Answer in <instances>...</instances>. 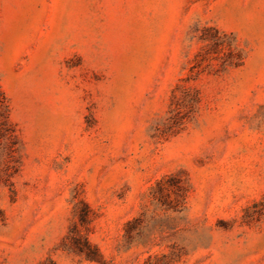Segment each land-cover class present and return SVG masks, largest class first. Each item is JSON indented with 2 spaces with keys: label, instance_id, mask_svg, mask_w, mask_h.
Segmentation results:
<instances>
[{
  "label": "rangeland",
  "instance_id": "obj_1",
  "mask_svg": "<svg viewBox=\"0 0 264 264\" xmlns=\"http://www.w3.org/2000/svg\"><path fill=\"white\" fill-rule=\"evenodd\" d=\"M0 264H264V0H0Z\"/></svg>",
  "mask_w": 264,
  "mask_h": 264
}]
</instances>
